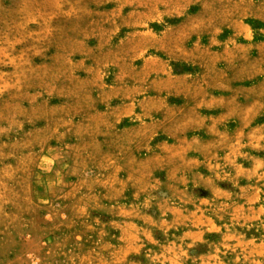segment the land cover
<instances>
[{"label": "rangeland", "instance_id": "374dc122", "mask_svg": "<svg viewBox=\"0 0 264 264\" xmlns=\"http://www.w3.org/2000/svg\"><path fill=\"white\" fill-rule=\"evenodd\" d=\"M1 153L0 264H264V0H0Z\"/></svg>", "mask_w": 264, "mask_h": 264}, {"label": "crops", "instance_id": "0c3cea01", "mask_svg": "<svg viewBox=\"0 0 264 264\" xmlns=\"http://www.w3.org/2000/svg\"><path fill=\"white\" fill-rule=\"evenodd\" d=\"M9 154V152H6ZM5 154V155H6ZM4 156L3 153L0 154V157ZM16 159L14 158L13 161ZM17 162L4 165L0 167V184L1 188L4 190H9L12 192V198H14V203L11 207H6L0 205V220L4 222H10L14 224L10 233H5L4 236L0 237V244H4L5 252L11 251L14 255H17L19 247L27 242H31L35 237L31 234H28L29 223L34 219V212L36 210V204L32 199V173H29L23 179V173H19L17 169ZM22 180V184L20 183ZM79 181L73 183V187L77 188L75 194L76 202H79V190H78ZM21 192V194H19ZM14 193V195H13ZM75 207H78V204L75 203ZM8 208V209H7ZM28 223V227L26 226ZM6 226V225H5ZM16 231V233H15Z\"/></svg>", "mask_w": 264, "mask_h": 264}]
</instances>
